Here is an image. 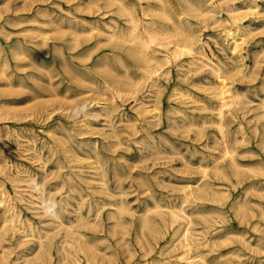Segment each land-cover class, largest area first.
Returning <instances> with one entry per match:
<instances>
[{
    "label": "rangeland",
    "instance_id": "rangeland-1",
    "mask_svg": "<svg viewBox=\"0 0 264 264\" xmlns=\"http://www.w3.org/2000/svg\"><path fill=\"white\" fill-rule=\"evenodd\" d=\"M91 1L0 0V115L11 111L0 116V185L14 217H0V264H185L187 234L202 245L190 255L207 264H264V0L186 12L183 27L210 65L184 54L148 80L129 65L137 91L116 96L111 113L99 87L124 68L107 34L125 21ZM233 18L235 51L222 32ZM216 68L239 98L223 132L208 88L219 83ZM183 189L200 196L185 200Z\"/></svg>",
    "mask_w": 264,
    "mask_h": 264
},
{
    "label": "bare ground",
    "instance_id": "bare-ground-1",
    "mask_svg": "<svg viewBox=\"0 0 264 264\" xmlns=\"http://www.w3.org/2000/svg\"><path fill=\"white\" fill-rule=\"evenodd\" d=\"M101 0H92L91 3H93L96 6L100 5ZM105 4V7L108 8H113L115 11H118L121 16L124 17L125 25L124 26H117L113 27L111 32L108 33V41L109 43L112 44L114 48L120 51L119 54H117V60L120 64V67L124 68V71L121 73L122 78L118 80L113 81L109 79L105 83H103L102 87H99L102 90L105 88L107 91H109V94L111 95L110 103L106 108L109 109L110 113L114 112L117 110V105L114 101V98L116 96H122L124 94H130V93H136V88L134 89L133 86L131 85L130 82H128L129 79H132L131 74L129 73V65L132 67H136L139 70H144L146 80H148L152 74L157 73L158 71H162V68L165 67V65L169 64L172 59H179L180 56L184 54H189L192 56L193 62H201L204 65H210V63H205L203 60L206 55L204 54V50L202 51L201 48L198 45V40L197 38L191 37L187 30L183 27V15H185L186 12L189 11H206L208 10L209 7H207V3L210 4L212 0H131V1H126V0H102ZM143 1H146V5L144 6L142 3ZM215 2V1H214ZM215 4V3H214ZM81 5V4H80ZM83 5V4H82ZM79 6V5H78ZM82 7V6H81ZM85 7H88L85 5ZM216 8V7H214ZM107 9V8H106ZM210 9V8H209ZM252 9V8H251ZM111 11V10H109ZM211 12V11H209ZM105 14L107 12H104ZM204 13V12H203ZM208 13V12H207ZM46 14V13H45ZM103 14V13H101ZM205 15V14H204ZM235 16V14H233ZM40 16V15H39ZM48 16V15H47ZM201 16V15H200ZM148 17V18H146ZM203 17V16H201ZM198 18V16H197ZM200 18V17H199ZM208 18V16H207ZM214 18V17H213ZM210 19V18H209ZM208 20V19H206ZM36 21V20H34ZM115 21V20H114ZM46 22V21H45ZM44 22V24H45ZM103 22V21H102ZM218 22V21H217ZM216 22V23H217ZM214 23V22H213ZM47 24V23H46ZM239 23H236L235 18L232 19V22H228L223 26L222 32L223 35L225 36V40H227V43L231 42L230 44L233 45L232 50H236L238 48V35H239V26L237 25ZM93 28V27H91ZM63 29V28H62ZM66 29V28H65ZM96 29H94L95 31ZM99 31V30H98ZM37 32V31H36ZM41 32V31H40ZM86 32V31H85ZM81 32V33H85ZM91 31H89L90 33ZM44 33V32H43ZM48 33V32H47ZM77 34V32H75ZM92 33V32H91ZM74 34V33H73ZM75 34V36H76ZM46 35V32L44 33ZM82 35V34H81ZM92 35V34H90ZM106 35V36H107ZM196 35V34H195ZM8 36V35H7ZM94 36V35H93ZM242 36V35H241ZM60 37V36H59ZM88 37V36H87ZM90 37V36H89ZM240 37V36H239ZM64 39V38H63ZM242 39V38H241ZM76 40V38H75ZM74 40V42H75ZM77 41V40H76ZM79 41V40H78ZM107 41V42H108ZM73 42V43H74ZM42 43V42H41ZM108 43V44H109ZM40 44V43H39ZM43 44V43H42ZM83 44V42H82ZM104 44V42L102 43ZM200 44V43H199ZM99 45V44H98ZM97 45V46H98ZM44 46V45H43ZM203 49V46H202ZM17 50V49H16ZM93 50V49H92ZM115 50V49H114ZM231 50V52H232ZM15 51V50H14ZM87 51V50H86ZM166 52L165 56L161 59L158 56L159 53L161 52ZM19 52V51H17ZM54 52V51H53ZM238 52V51H237ZM19 57L18 53H15V55ZM21 54V53H20ZM14 56V55H13ZM22 56V55H21ZM103 56V55H102ZM215 56V55H214ZM97 57V56H95ZM105 57V56H104ZM235 57V56H234ZM239 56H236V58ZM21 58V57H20ZM83 58V57H82ZM126 58H129L130 61H127ZM81 59V58H80ZM89 59V57H88ZM87 59V60H88ZM82 60V59H81ZM84 60V58H83ZM86 60V61H87ZM38 61V60H37ZM111 61V60H110ZM177 61V60H176ZM211 62V60H209ZM7 63V61H6ZM155 63L156 66L153 64ZM190 63V62H189ZM193 64V63H192ZM201 64V65H202ZM102 65V64H101ZM106 65V62H105ZM186 66V65H185ZM192 66V65H191ZM196 66V65H195ZM205 66V67H206ZM22 67V66H19ZM188 67V66H186ZM204 67V66H203ZM201 68V67H200ZM211 68V67H210ZM219 68V67H218ZM216 68V73H218L217 77L219 78V83L218 85L214 88H210L211 94L213 98L216 99L217 101V112L218 116L221 118V122L217 125L220 129L221 132H223V124H222V118L226 112L231 111V109L236 106L237 98L235 94L232 93V89L229 86V83L225 76H223L220 72V70ZM109 69V68H108ZM183 69V67H182ZM214 69V68H213ZM45 70V69H44ZM166 70V69H165ZM195 70V69H194ZM6 71V70H5ZM75 71V70H74ZM169 71V69H168ZM190 71V70H188ZM202 71V70H201ZM211 71V70H210ZM245 72V70L243 71ZM69 73V72H67ZM76 73V72H75ZM164 73V72H163ZM240 73V72H239ZM165 74V73H164ZM118 75V74H117ZM169 75V74H168ZM226 75V73H225ZM76 76V75H75ZM166 76V75H165ZM186 76V75H185ZM110 77H112L110 75ZM7 78V77H6ZM148 78V79H147ZM50 79V78H49ZM90 79V78H89ZM8 80V78H7ZM81 80V79H80ZM144 80V79H143ZM9 81V80H8ZM51 81V80H50ZM82 81V80H81ZM86 81V80H84ZM37 82V81H36ZM72 82V81H71ZM80 82V81H79ZM134 82V81H133ZM145 82V81H144ZM156 82V81H155ZM158 82V81H157ZM8 83V82H7ZM11 83V82H10ZM92 83V82H91ZM102 83V82H101ZM232 83V82H231ZM46 84V83H45ZM73 84V83H72ZM135 84V83H134ZM159 84V83H158ZM9 85V84H8ZM50 85V84H49ZM91 85V84H90ZM139 85V84H138ZM145 85V84H144ZM216 85V84H215ZM10 86V85H9ZM12 86V85H11ZM136 86V85H135ZM134 86V87H135ZM4 87V86H3ZM21 87V86H20ZM80 87V86H79ZM138 87V86H137ZM146 87V86H145ZM233 87V86H232ZM27 88V87H26ZM97 88V87H96ZM149 88V87H147ZM205 88V87H204ZM138 89V88H137ZM158 89V88H157ZM177 89V88H176ZM98 90V89H97ZM140 90V89H139ZM205 90V89H204ZM7 91V90H6ZM160 91V90H159ZM175 91V90H174ZM178 91V90H176ZM206 91V90H205ZM79 92V91H78ZM106 92V91H105ZM14 93V92H13ZM56 93V92H55ZM88 93V92H87ZM101 93V92H100ZM84 94V93H83ZM128 94V95H129ZM178 94V93H177ZM182 94V93H181ZM187 94V93H185ZM82 95V94H81ZM127 95V97H128ZM184 96V94H182ZM58 96V95H57ZM101 96V95H100ZM175 96V94H174ZM54 97V96H52ZM109 97V96H108ZM133 97V96H131ZM159 97V96H157ZM187 97V96H185ZM40 98V97H39ZM135 98V97H134ZM133 98V99H134ZM179 98V97H178ZM246 98V97H245ZM105 99V98H103ZM120 100V97L118 98ZM126 99V98H125ZM130 99V98H129ZM139 99V98H138ZM189 99V98H188ZM32 100V99H31ZM34 100V99H33ZM201 100V99H200ZM210 100V99H209ZM249 100V99H247ZM104 101V100H103ZM139 101V100H138ZM194 101V100H193ZM105 102V101H104ZM125 102V101H124ZM204 103V101H202ZM248 102V101H247ZM47 103V101H46ZM59 103V102H58ZM62 103V102H61ZM123 103V102H122ZM138 103V102H137ZM201 103V102H200ZM4 104V103H3ZM143 104V103H141ZM11 105V103H10ZM8 106V105H7ZM58 106V105H57ZM28 107V106H27ZM30 107V105H29ZM43 107V106H42ZM47 107V106H46ZM52 107V106H51ZM58 107H56L57 109ZM151 107L148 106H143V112L151 113L150 109ZM23 109V108H22ZM102 109V108H101ZM105 109V108H104ZM155 109V107H154ZM153 109V110H154ZM159 110V108H157ZM155 109V110H157ZM197 109V107H196ZM201 109V108H200ZM19 110V109H18ZM45 110V109H44ZM154 110V111H155ZM10 111V110H9ZM17 111V110H16ZM26 111V110H25ZM177 111V110H176ZM210 111V110H209ZM11 112V111H10ZM10 112H6V114H1L0 116L8 115ZM18 112V111H17ZM142 112V111H141ZM142 112V113H143ZM14 114V112H13ZM24 114V113H23ZM22 114V115H23ZM33 114V113H32ZM39 114V113H38ZM141 114V113H140ZM16 115V113H15ZM20 114H18L19 116ZM50 115V114H49ZM154 115V114H151ZM182 115V114H181ZM139 116V115H138ZM137 116V117H138ZM157 116V115H156ZM16 117V116H14ZM48 117V116H47ZM50 117V116H49ZM153 117V116H152ZM205 117V116H204ZM1 118V117H0ZM12 118V117H11ZM24 118V116L22 117ZM21 118V119H22ZM41 118V116H40ZM139 118V117H138ZM145 118V117H144ZM218 118V117H217ZM6 119V118H5ZM9 119V118H8ZM86 120V119H85ZM113 120V119H112ZM149 120V119H148ZM210 121V120H209ZM237 121V120H236ZM212 122V121H211ZM242 123V122H241ZM85 124V123H84ZM87 124V123H86ZM240 125V124H239ZM188 126V125H187ZM196 126V125H195ZM241 126V125H240ZM4 130V129H3ZM232 130V129H231ZM53 131V130H52ZM226 132V131H225ZM54 133V132H53ZM221 134V133H220ZM223 134V133H222ZM11 137V136H10ZM221 141V140H220ZM224 142H226L224 140ZM222 143V142H221ZM227 145V144H226ZM264 148V147H262ZM229 151V150H227ZM156 152V151H155ZM230 152V151H229ZM234 152V151H233ZM227 155V154H226ZM222 158V157H221ZM232 158V157H231ZM5 160V159H4ZM7 162V161H6ZM8 163H5L0 166V173L3 174L4 176L7 175V165ZM229 164V163H227ZM218 165V164H217ZM256 165V164H255ZM216 166V165H215ZM253 169V168H252ZM218 170V169H214ZM238 171V170H237ZM249 171V170H248ZM11 172V171H10ZM226 172V171H225ZM202 173L203 170H202ZM249 173V172H248ZM9 174V173H8ZM225 175V174H224ZM251 175V174H249ZM11 176V175H10ZM17 178V177H16ZM223 178V177H222ZM252 178V177H251ZM1 179V178H0ZM8 179V177H7ZM14 179V178H13ZM18 179V178H17ZM201 180H203L201 178ZM224 180H227L224 178ZM243 180V179H242ZM261 181V180H260ZM259 181V182H260ZM17 182V180H16ZM208 184V183H207ZM206 185V184H205ZM191 186V185H189ZM210 186V185H209ZM216 186V185H215ZM219 186V185H218ZM197 187V186H196ZM207 187V186H206ZM187 188V187H186ZM209 188V187H208ZM203 189V188H202ZM250 189V188H249ZM256 189V188H254ZM184 190V189H183ZM182 190V191H183ZM197 190V189H196ZM249 191V190H248ZM255 191V190H254ZM262 191V190H261ZM264 191V190H263ZM8 191L5 190L4 187L0 185V217H5L6 221H9L10 223L14 220L13 218V213L11 212V209L8 205ZM250 192V191H249ZM10 194V193H9ZM10 196V195H9ZM43 195H41L42 197ZM200 196L199 192H196L194 189H188L184 190V199L185 200H190L192 198H197ZM211 198V197H210ZM216 198V197H215ZM214 198V199H215ZM42 199V198H41ZM49 202V199L46 198ZM207 199V198H205ZM221 199V198H220ZM45 200V198H44ZM42 200V201H44ZM46 200V201H47ZM52 200V199H51ZM208 200V199H207ZM213 200V199H212ZM218 200V199H217ZM223 200V199H222ZM41 201V202H42ZM45 201V203H46ZM211 201V200H210ZM214 201V200H213ZM243 201V200H242ZM245 201V200H244ZM219 203V201H218ZM221 203V202H220ZM45 205V204H44ZM48 205V204H47ZM42 206V205H41ZM235 206V205H234ZM158 207V206H156ZM241 207V206H240ZM44 208V206H43ZM42 208V210H43ZM48 208V207H46ZM154 208V207H153ZM161 208V207H160ZM163 208V207H162ZM165 208V207H164ZM170 208V207H169ZM181 208V207H180ZM236 208V207H235ZM49 209V208H48ZM121 209V208H120ZM157 209V208H156ZM168 209V208H166ZM175 209V208H174ZM14 210V209H13ZM47 210V209H46ZM149 210V209H148ZM48 211V210H47ZM47 211L45 214H47ZM131 211V210H130ZM154 211V209H153ZM250 211V210H249ZM44 212V211H42ZM54 213V212H53ZM150 213V212H149ZM206 213V212H204ZM212 213V212H211ZM210 213V214H211ZM215 214V212H213ZM44 214V213H43ZM122 214V213H121ZM185 214V213H184ZM193 213L192 215H194ZM198 214V213H197ZM200 214V213H199ZM202 214V213H201ZM200 214V215H201ZM219 214V213H218ZM262 214V213H261ZM54 215V214H53ZM135 215V214H134ZM146 214H144L145 216ZM207 215V214H206ZM18 216V215H17ZM143 216V217H144ZM203 216V215H201ZM210 216V215H209ZM261 216V215H260ZM48 217V216H47ZM51 217V216H50ZM54 217V216H53ZM57 217V215H56ZM200 217V216H199ZM221 217V216H220ZM181 218L180 214L177 213H172V220L173 222H176L177 219ZM191 219V217H189ZM203 218V217H202ZM207 218V217H206ZM17 219V218H16ZM204 219V218H203ZM185 220V219H184ZM120 221V220H119ZM163 221V220H162ZM209 221V220H206ZM54 222V221H52ZM118 222V221H117ZM147 222V220H146ZM210 222V221H209ZM216 222V220H215ZM56 223V221L54 222ZM58 223V221H57ZM82 223V222H81ZM127 223V222H126ZM208 223V222H207ZM60 224V222H59ZM120 224V223H119ZM124 224V223H123ZM189 224V223H188ZM192 224V223H191ZM189 224V225H191ZM209 224V223H208ZM53 225V224H52ZM58 225V224H55ZM71 226V225H70ZM171 226V224H170ZM63 227V226H62ZM122 227V226H121ZM54 228V227H53ZM124 228V227H123ZM171 228V227H170ZM185 228V227H184ZM206 228V227H205ZM72 229V228H70ZM118 229V228H117ZM122 229V228H121ZM157 229V228H156ZM45 230V229H44ZM56 230V229H55ZM60 230V229H59ZM75 230V229H74ZM154 230V229H153ZM160 230V229H159ZM186 230V228H185ZM184 230V231H185ZM49 231V230H48ZM58 231V230H57ZM47 232V231H46ZM190 232V230H189ZM188 232V233H189ZM45 233V232H44ZM52 233V232H51ZM187 233V232H185ZM49 234V232H48ZM161 236V233H159ZM164 234V233H163ZM183 234V233H182ZM191 234V232H190ZM82 235V233H81ZM40 236V234H39ZM43 236V235H42ZM69 236V234H68ZM164 236V235H163ZM182 236V235H180ZM179 236V237H180ZM186 236V235H185ZM72 237V236H71ZM85 237L82 236V238ZM179 237L176 240H179ZM191 237V236H190ZM40 238V237H39ZM41 237L40 239H42ZM45 238V237H44ZM68 238V237H67ZM75 238V237H74ZM73 238V239H74ZM79 238V237H78ZM153 238V236H152ZM69 239V238H68ZM45 240V239H44ZM63 240V239H62ZM71 240V239H69ZM68 240V241H69ZM82 240V239H81ZM50 241V237H49ZM64 241V240H63ZM67 241V242H68ZM75 241V240H74ZM73 241V242H74ZM86 241V240H84ZM83 241V242H84ZM185 245L187 249L185 250V254L181 255L178 259L184 262L185 264H207L204 260V258L200 254H195V255H190V252L195 251L198 246L200 247V243L195 241L194 239H189L188 234L187 237L185 238ZM46 242V241H45ZM48 242V240H47ZM46 242V243H47ZM53 242V240L51 241ZM49 242V243H51ZM72 242V243H73ZM81 242V243H83ZM100 242V241H99ZM63 243V242H62ZM61 243V244H62ZM75 243V242H74ZM79 243V242H78ZM77 243V244H78ZM87 243V241H86ZM89 243V242H88ZM92 243V242H91ZM118 243V242H116ZM147 243V242H146ZM174 243V241H173ZM179 243V242H178ZM182 243V242H181ZM205 243V241H204ZM247 243V242H246ZM53 244V243H52ZM67 244V243H66ZM90 244V243H89ZM43 245V243H42ZM49 245V244H48ZM47 245V246H48ZM70 245V244H69ZM74 245V244H73ZM91 245V244H90ZM182 245V244H181ZM180 245V246H181ZM61 247L63 245H60ZM59 246V247H60ZM67 246V245H64ZM77 246V245H76ZM79 246V245H78ZM77 246V247H78ZM94 246V245H93ZM146 246V245H145ZM144 246V247H145ZM175 246V245H174ZM202 246V245H201ZM205 246V244H204ZM45 247V246H44ZM53 247V246H52ZM56 247V246H55ZM60 247V248H61ZM75 247V246H74ZM142 248V245L140 246ZM182 247V246H181ZM69 248V247H68ZM73 248V247H71ZM171 248V247H170ZM204 248V247H203ZM40 249V248H39ZM55 249V248H54ZM65 249V248H63ZM62 249V250H63ZM84 249V248H83ZM87 249V248H86ZM91 249V248H90ZM95 249V248H94ZM97 249V248H96ZM146 249V248H145ZM148 249V248H147ZM169 249V248H168ZM201 249V248H200ZM51 250V249H50ZM49 250V251H50ZM58 251V249H56ZM68 250V249H66ZM71 250V249H70ZM77 250V249H75ZM82 250V249H81ZM103 250V249H102ZM105 250V249H104ZM103 250V251H104ZM159 250V248H158ZM180 250V249H179ZM46 251V250H45ZM69 251V250H68ZM97 251V250H96ZM169 250H167L168 252ZM177 251V250H176ZM184 251V250H183ZM204 251V250H203ZM60 252V251H58ZM76 252V251H75ZM95 252V251H94ZM102 252V251H101ZM157 252V251H156ZM155 252V253H156ZM66 253V252H65ZM69 253V252H68ZM73 253V252H72ZM91 253V252H90ZM113 253V252H112ZM197 253V252H196ZM199 253V252H198ZM40 254V252H39ZM44 254V253H43ZM49 254V253H48ZM51 254V253H50ZM61 254V253H60ZM74 254V253H73ZM83 254V253H82ZM88 254V253H87ZM93 254V253H92ZM96 254V253H95ZM115 254V253H114ZM146 254V252H145ZM144 254V256H145ZM231 254V253H230ZM233 254V253H232ZM231 254V255H232ZM236 253H234L235 255ZM68 255V254H67ZM94 255V254H93ZM92 255V256H93ZM100 255V254H99ZM103 255V254H102ZM163 255V254H162ZM228 255V254H227ZM71 256V255H70ZM76 256V255H75ZM90 256V255H89ZM111 256V255H110ZM131 256V255H130ZM147 256V255H146ZM175 256V255H174ZM179 256V255H178ZM220 256V253H219ZM62 257V256H61ZM60 257V258H61ZM72 257V256H71ZM101 257V256H99ZM109 257V256H107ZM114 257V256H113ZM122 257V256H121ZM222 257V256H221ZM38 258V257H37ZM69 258V257H68ZM77 258V256H76ZM92 258V257H91ZM104 258V256H103ZM102 258V259H103ZM132 258V256H131ZM239 258V257H238ZM80 259V258H79ZM86 259V258H85ZM99 259V258H98ZM113 259V258H112ZM44 260V259H43ZM52 260V259H51ZM67 260V259H66ZM93 260V259H92ZM95 260V258H94ZM105 260V258H104ZM97 261H100L97 260ZM102 261V260H101ZM213 261V260H212ZM37 262V261H36ZM72 262V261H71ZM94 262V261H93ZM108 262V261H107ZM116 262V261H115ZM52 263V262H51ZM59 263V262H58ZM79 263V262H78ZM103 263V262H102ZM129 263V262H128ZM213 263V262H212ZM47 264V263H46ZM88 264V263H87ZM93 264V263H92ZM96 264V263H95ZM105 264V263H104ZM108 264V263H107ZM115 264V263H114ZM181 264V263H180Z\"/></svg>",
    "mask_w": 264,
    "mask_h": 264
}]
</instances>
